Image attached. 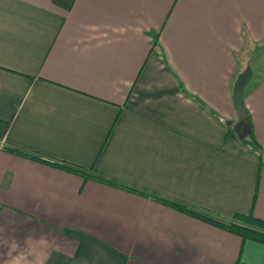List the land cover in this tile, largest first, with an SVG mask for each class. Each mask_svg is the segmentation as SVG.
<instances>
[{"label": "crops", "instance_id": "0c3cea01", "mask_svg": "<svg viewBox=\"0 0 264 264\" xmlns=\"http://www.w3.org/2000/svg\"><path fill=\"white\" fill-rule=\"evenodd\" d=\"M239 85L264 152V0H0V264H264L154 200L264 222Z\"/></svg>", "mask_w": 264, "mask_h": 264}, {"label": "trees", "instance_id": "16d2710c", "mask_svg": "<svg viewBox=\"0 0 264 264\" xmlns=\"http://www.w3.org/2000/svg\"><path fill=\"white\" fill-rule=\"evenodd\" d=\"M227 123L230 124L229 126L231 127V130L233 132H236V133L237 132H244V133H246V136L241 139V142L245 146H247L252 152L256 153L257 156L259 157V169H258V171H260L261 168L264 166V152H263L262 148L260 147V145L255 140L253 127H252V123H251V118H250L249 113L245 109V107L243 106V108L241 110L237 111V120L235 123H231V122H227ZM10 151L16 152L17 154H21L23 156L30 157L32 159L39 160L43 163H47L49 165L56 166L58 168H61V169L67 170V171H72L78 175L90 178L92 180H96L98 182L105 183L107 185H111L114 187H118V188L126 189L129 191L137 192L136 190H133L131 188H127V187L118 185L116 183L103 180V179L98 178V177H92L90 175L87 176L83 172L77 171V170L72 169L71 167H68V166H62L60 163H54L51 161H47L45 159H41V158H38L36 156H31V155H27L24 153H20L19 151H15L12 149ZM257 189H258V177H257L256 191H257ZM154 200L165 205V206H167V207H169V208H171V209H173V210H175V211H178L180 213L188 215L192 218L201 220L207 224L219 227V228L223 229L224 231H226L230 234L238 236L243 241L244 240H251V241H254L257 243L264 244V222L259 220V219H256L252 215V213H249L247 215L236 214L232 217L231 222L226 223V222H222L220 220H217V219L209 216L206 213H202V212L196 211L194 209H191L182 203H178V202L170 201V200H166V199H160L157 197H154Z\"/></svg>", "mask_w": 264, "mask_h": 264}, {"label": "water", "instance_id": "95a60500", "mask_svg": "<svg viewBox=\"0 0 264 264\" xmlns=\"http://www.w3.org/2000/svg\"><path fill=\"white\" fill-rule=\"evenodd\" d=\"M243 85H239L235 88L234 91V106L237 111L243 108ZM246 136V133L241 132L238 134V138L242 139Z\"/></svg>", "mask_w": 264, "mask_h": 264}, {"label": "rangeland", "instance_id": "374dc122", "mask_svg": "<svg viewBox=\"0 0 264 264\" xmlns=\"http://www.w3.org/2000/svg\"><path fill=\"white\" fill-rule=\"evenodd\" d=\"M254 83V82H253Z\"/></svg>", "mask_w": 264, "mask_h": 264}]
</instances>
